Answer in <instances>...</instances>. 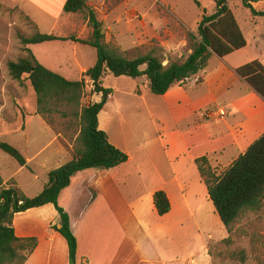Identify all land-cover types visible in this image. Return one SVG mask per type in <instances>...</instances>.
I'll return each mask as SVG.
<instances>
[{
    "label": "rangeland",
    "instance_id": "rangeland-1",
    "mask_svg": "<svg viewBox=\"0 0 264 264\" xmlns=\"http://www.w3.org/2000/svg\"><path fill=\"white\" fill-rule=\"evenodd\" d=\"M87 4L95 10L97 18L105 22L106 41L112 47H117L131 59L155 52L163 59L164 65L184 60L191 54L195 41L190 34H197L203 14L216 12L214 0H87ZM229 7L250 42L249 56H264V17L254 16L243 6V0H230ZM255 7L264 11V0L257 2ZM177 10L185 18L179 17ZM78 17L83 31L86 13H80ZM37 31L36 25L19 6L0 0V140L11 143L24 155L30 156L53 142L50 139L53 129L41 116L27 115L28 110L32 113L36 109V95L27 75L22 80L10 75L8 62L27 56L29 45L23 44L21 36L29 37ZM43 49L46 54L51 50ZM84 54L80 48L79 56L83 58ZM73 76L77 78L76 71ZM104 81L115 90V95L124 105L126 123L114 125L123 132L117 134L118 138L128 144L132 142L135 147L134 133L142 137L147 130L152 139L141 140L144 143L157 137L141 120L145 106L134 95V91L139 94L138 89L141 93L146 89V95L150 93L154 97L147 79L108 73ZM90 85V82L86 83L84 104L97 101ZM25 122L27 128L24 132ZM161 141V146L156 145L151 152H145L146 149L134 151L133 162L119 170L104 169L111 173L103 172L101 175H110L111 178L99 179L96 186L93 185L98 178L97 171H103L102 168L85 169L73 176L70 187L81 191L82 199L80 204L70 207L71 214L74 223L77 221L76 230L82 238L83 254L88 252L84 255L87 258L92 254L96 260L102 261L114 254L116 259L112 264H123L124 258L137 259L145 253L150 259L160 254L168 264H213L208 250L228 236L227 229L213 202L209 197L206 199V186L197 183L196 174L193 177L188 170L191 181L185 195L180 192L175 179H165L169 177L170 158L169 150ZM54 144L36 157L30 168L21 171H18L20 165L13 157L0 151V174L5 179L12 177L5 183L13 181L14 186L20 187L28 196L37 195L47 181L44 172L56 164V158L46 161L48 155L57 150ZM233 156L230 153L223 158L224 166L212 167L222 173L229 168ZM150 159L160 165L155 167ZM190 166L187 165L186 169ZM91 175L93 177L90 178ZM162 188L172 190L173 198L172 211L164 216H160L154 206V194L164 190ZM55 219L53 212L40 208L30 209L17 217L19 224L33 227L40 236L48 222H60L59 214ZM234 239V248L241 247L247 251V264H264V210L243 217L236 226ZM118 246L120 249L114 253ZM58 256V264H64V252L60 248Z\"/></svg>",
    "mask_w": 264,
    "mask_h": 264
},
{
    "label": "trees",
    "instance_id": "trees-1",
    "mask_svg": "<svg viewBox=\"0 0 264 264\" xmlns=\"http://www.w3.org/2000/svg\"><path fill=\"white\" fill-rule=\"evenodd\" d=\"M216 12L203 14L197 34L191 33L195 41L193 51L184 60L170 61L155 52L127 58L106 41L103 27L94 9L87 0H67V13H86L89 31L83 38L59 37L37 31L32 36H21L25 45L54 40H73L94 47L97 61L79 79H68L41 64L30 48L27 56L9 61L10 75L22 80L24 75L30 81L36 95V108L46 123L73 145V158L64 165L51 170L43 189L35 196H28L15 183L4 182L0 174V264H25L38 245V238L20 237L14 227L16 214L53 204L60 222L52 228L67 241L70 264H76L78 239L73 232L69 213L59 205L62 190L71 184L72 177L79 171L90 168L111 169L128 161L129 155L113 145L106 131L99 128V113L108 101L111 88L104 86L108 72L115 76H129L134 79L145 77L150 90L163 95L173 86L203 70L216 53L226 57L247 46V38L235 13L229 7L230 0H214ZM262 0H243V6L254 16H263L254 3ZM200 6V3L196 1ZM145 66V68H143ZM238 72L264 97V63L255 59L238 68ZM96 93L97 101L84 104L86 83ZM138 93L141 91L138 89ZM98 97L101 99L98 101ZM0 151L13 157L21 166L27 165L25 155L7 141L0 140ZM196 164L205 183L210 200L225 225L228 236L209 248L213 264H247L248 254L244 248L233 247L236 226L248 214L264 210V134L240 155L226 170L218 173L207 156L196 159ZM154 206L160 216L171 211L170 198L164 190L154 194Z\"/></svg>",
    "mask_w": 264,
    "mask_h": 264
},
{
    "label": "crops",
    "instance_id": "crops-1",
    "mask_svg": "<svg viewBox=\"0 0 264 264\" xmlns=\"http://www.w3.org/2000/svg\"><path fill=\"white\" fill-rule=\"evenodd\" d=\"M6 1L19 6L41 33L53 34L64 38H83L89 31L88 21L84 22V29L81 31L82 22L79 20L78 14L65 12L64 6L67 0ZM177 14L183 19L184 15L178 10ZM100 21L105 26V22L103 20ZM106 37L108 38V33ZM247 42V46L244 49L226 57H220L215 53L203 70L182 84L173 86L163 95L152 93L154 97H151L150 93L146 95V91L148 92L146 89H143L141 94H137L134 91V95L145 106L141 120L157 136L151 142L146 141L144 143L141 140H147L149 137L152 139L151 134L147 130L142 137L134 133L135 147L132 142L128 144V142L120 140L117 136V134L120 135V132L121 134L123 132L117 130L114 125L126 123L124 105L120 102L118 96L115 95V90L104 81V86L112 89V95L99 113V128L107 132L113 145L129 154L127 162L108 170H119V168H123L122 166L131 164L135 159L134 151L139 152L140 149H146L145 152L147 150L151 152V149L156 145L161 146L160 141L162 140L161 142L169 150L167 154H169L170 158L169 177L165 179H175L180 192L185 195L184 192L188 190L189 182L191 181L188 170L192 172L193 177L196 174L197 183L205 184L201 179L196 164L197 158L207 156L211 165L217 167L223 165V158L227 154L233 153L234 156L231 159L230 166L240 155L245 154L248 148L264 134V97L238 72L239 67L255 59L264 63V56H261V58L249 56L247 52L250 44L248 38ZM88 47L91 46L71 39L46 41L29 45V48L41 64L71 80L81 78L83 73L95 65L97 51L94 47H92L94 48L93 50L88 49ZM43 48H50L51 50L46 54ZM80 48L86 53L83 58L79 56ZM75 71L77 78L73 76ZM148 88L150 89V87ZM148 96L150 97L147 98ZM100 99L101 97H98V101ZM34 107L36 108V106ZM221 111L224 114H220ZM28 114H37V108L32 113L28 110ZM26 128L27 122H25L22 130L25 132ZM50 139L53 142H49L48 145L39 148L34 155L25 154L27 165L21 166L19 164L18 171L30 168L34 159L44 154L45 150L55 145L54 143H56L57 150L54 154L48 155L49 158L46 161L50 158H56V164L44 172L46 177L51 170L64 165L73 158V145L70 142L55 134L53 130ZM150 163L155 167L160 165L154 159H150ZM189 164L191 166L186 169ZM108 170L97 171L98 178H95L93 186H96V182H99V179L106 180L111 178L110 175H101L103 172L111 173ZM10 178L12 177L3 178L4 182ZM71 184L62 190L58 203L69 213L73 232L78 239L76 264H112L116 259L114 254L102 261L100 259L96 260L92 254H90L91 257L88 256L89 258L84 256L88 252L85 251L83 254L82 238L78 236V231L76 230L77 221L74 223V218L71 214L72 205L80 204L82 199L80 198L81 191L71 189ZM162 189L170 198L173 208L172 190ZM205 192H207V199L209 197L207 187ZM39 208L53 212L54 221H56L55 216L58 211L53 204L50 203ZM23 213L26 212L16 214L14 218V227L17 235L20 237L35 236L38 238V245L25 264H58L59 248L64 252V264H70L67 241L59 232L52 228L53 225L59 222H48L46 229L40 236L33 227L26 228L18 223L17 217ZM117 249H120V247L118 246L114 253L117 252ZM123 261H125L123 264H168V260L164 259L160 254L150 259L144 253L140 258L132 259L128 257L124 258Z\"/></svg>",
    "mask_w": 264,
    "mask_h": 264
},
{
    "label": "built area",
    "instance_id": "built-area-1",
    "mask_svg": "<svg viewBox=\"0 0 264 264\" xmlns=\"http://www.w3.org/2000/svg\"><path fill=\"white\" fill-rule=\"evenodd\" d=\"M109 95H110V94H109ZM109 95H108V96H109ZM220 114H224V112H223V111H221V112H220Z\"/></svg>",
    "mask_w": 264,
    "mask_h": 264
}]
</instances>
